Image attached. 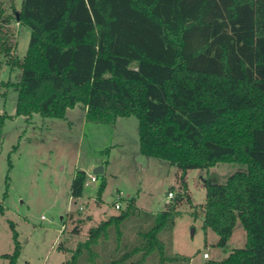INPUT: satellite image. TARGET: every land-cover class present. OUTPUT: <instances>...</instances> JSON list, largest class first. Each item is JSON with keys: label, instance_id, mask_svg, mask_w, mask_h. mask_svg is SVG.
<instances>
[{"label": "trees", "instance_id": "trees-1", "mask_svg": "<svg viewBox=\"0 0 264 264\" xmlns=\"http://www.w3.org/2000/svg\"><path fill=\"white\" fill-rule=\"evenodd\" d=\"M5 13L0 0V68L4 60L21 68L18 114L64 118L82 105L90 121L136 115L140 151L179 169L183 192L146 213L149 226L134 240L121 229L139 212L130 199L88 226L91 241L65 248L69 256L57 264H145L154 254L161 264L175 260L160 233L190 200L186 173L218 162L246 168L222 184L205 180L204 227L226 247L240 221L246 244L210 264H264V0H21L13 17L31 30L22 59ZM86 179L78 169L74 199ZM91 219L70 212L71 231L80 235ZM11 227L15 247L3 257L17 264L21 244Z\"/></svg>", "mask_w": 264, "mask_h": 264}, {"label": "rangeland", "instance_id": "rangeland-1", "mask_svg": "<svg viewBox=\"0 0 264 264\" xmlns=\"http://www.w3.org/2000/svg\"><path fill=\"white\" fill-rule=\"evenodd\" d=\"M4 4L3 20L8 17L6 24L15 42L13 53L22 59L31 30L13 17L21 0H4ZM20 78L21 68L11 67L4 60L0 68V204L4 207L0 212V264H9L3 254L12 253L15 247L11 222L21 244L17 264H57L69 256L63 249L91 241L86 235L88 222L80 235L71 231L70 212L78 218L91 214L94 225L120 213L114 207L118 199L122 206L134 199L139 212L121 225L132 241L138 229L149 226L143 219L146 213L166 209L170 190L173 197L183 192L175 164L140 151L136 115L118 116L112 122L90 121L82 105L70 108L64 118L38 112L18 114L15 83ZM101 164L105 170L96 174L94 169ZM245 168L238 162H218L187 171L190 200L179 206L172 229L160 233L166 255L176 257L165 264H210L246 244V231L238 221L228 245L219 247L218 234L205 229L201 210L206 200L205 180L222 184L231 174ZM78 169L85 170L87 178L96 175L97 181L85 184L83 195L73 200L71 185ZM103 182L105 187L98 203ZM63 224L66 226L62 230ZM84 235L86 238L81 241L79 238ZM204 251L210 254L209 259L203 257ZM157 256L154 254L145 264H161Z\"/></svg>", "mask_w": 264, "mask_h": 264}, {"label": "built area", "instance_id": "built-area-1", "mask_svg": "<svg viewBox=\"0 0 264 264\" xmlns=\"http://www.w3.org/2000/svg\"><path fill=\"white\" fill-rule=\"evenodd\" d=\"M89 177H90V178H87L86 181H85V184H86V185L93 184L94 182L97 181V177H96V175H90ZM120 194H121V192H120ZM168 196H169L170 198L173 197V193H172V192H168ZM119 198H120V197H119ZM114 207H115L116 209L122 210V209H124V208L127 207V203H126L125 206H122L120 199H118L117 201H115V205H114ZM82 208H83V207L81 206L80 209H82ZM203 257L206 258V259H209V258H210V254H209L207 251H204V252H203Z\"/></svg>", "mask_w": 264, "mask_h": 264}, {"label": "crops", "instance_id": "crops-1", "mask_svg": "<svg viewBox=\"0 0 264 264\" xmlns=\"http://www.w3.org/2000/svg\"><path fill=\"white\" fill-rule=\"evenodd\" d=\"M86 111V110H85ZM102 166H103V171L105 170V166L103 165V164H101ZM71 198L74 200V198L71 196ZM76 200V199H75ZM88 215H91V214H88ZM77 217V216H76ZM91 217H92V219L90 220V221H88V226H90V225H93L92 224V220H93V216L91 215ZM69 221V220H68ZM70 222V221H69ZM64 226H66V224H63L62 225V230L64 229ZM85 236V235H84ZM88 237V236H87ZM84 238H86V236L85 237H83V238H79V239H81V241L84 239ZM62 249H63V247H62ZM64 250V249H63Z\"/></svg>", "mask_w": 264, "mask_h": 264}, {"label": "water", "instance_id": "water-1", "mask_svg": "<svg viewBox=\"0 0 264 264\" xmlns=\"http://www.w3.org/2000/svg\"><path fill=\"white\" fill-rule=\"evenodd\" d=\"M103 166L102 165H100V166H98V167H96L95 169H94V172L96 173V174H98V173H101V172H103Z\"/></svg>", "mask_w": 264, "mask_h": 264}]
</instances>
